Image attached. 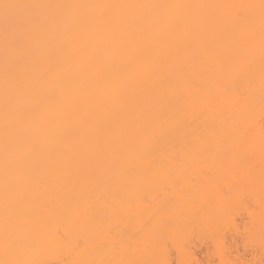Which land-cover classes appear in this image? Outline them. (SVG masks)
<instances>
[{"label": "bare ground", "instance_id": "6f19581e", "mask_svg": "<svg viewBox=\"0 0 264 264\" xmlns=\"http://www.w3.org/2000/svg\"><path fill=\"white\" fill-rule=\"evenodd\" d=\"M211 243L264 264V0H0V264Z\"/></svg>", "mask_w": 264, "mask_h": 264}, {"label": "rangeland", "instance_id": "374dc122", "mask_svg": "<svg viewBox=\"0 0 264 264\" xmlns=\"http://www.w3.org/2000/svg\"><path fill=\"white\" fill-rule=\"evenodd\" d=\"M243 211L245 212V209H244ZM243 211L241 212V210H239L240 213H243ZM243 215H245V214H243ZM237 217H238V219H239V216H237ZM250 247H251V246H250ZM250 247H248V249H249L250 251H254L255 248H257V247H255V248L252 250V249H250ZM253 247H254V246H253ZM212 248H213V249H212ZM215 248H216V247H214V244L211 243V250H212V252L214 251V254L216 253V254L214 255V257H213L214 260L212 261L214 264L219 263L218 260H220V258H219V257H220V256H219V253H218L217 249H215ZM214 249H215V250H214ZM258 249H259V248H258ZM258 249H256V250H258ZM258 252H261V251H258ZM258 252H255V251H254L255 254H256V253L258 254ZM217 253H218V255H217ZM257 254H256V255H257ZM249 256H250V255H249ZM215 258H216V259H215Z\"/></svg>", "mask_w": 264, "mask_h": 264}, {"label": "snow or ice", "instance_id": "6c2138e0", "mask_svg": "<svg viewBox=\"0 0 264 264\" xmlns=\"http://www.w3.org/2000/svg\"><path fill=\"white\" fill-rule=\"evenodd\" d=\"M4 7H5V8H9V7H11V6H10V5H5Z\"/></svg>", "mask_w": 264, "mask_h": 264}]
</instances>
